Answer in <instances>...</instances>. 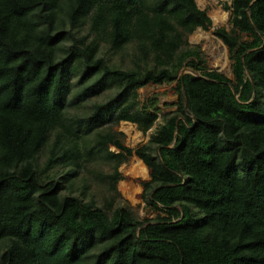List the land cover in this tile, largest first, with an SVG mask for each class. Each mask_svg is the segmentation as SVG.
<instances>
[{"label":"trees","instance_id":"obj_1","mask_svg":"<svg viewBox=\"0 0 264 264\" xmlns=\"http://www.w3.org/2000/svg\"><path fill=\"white\" fill-rule=\"evenodd\" d=\"M225 8L233 80L187 40L212 24L196 0H0V264H264V0ZM171 82L126 146L113 125L148 132L139 90ZM133 154L154 220L96 194Z\"/></svg>","mask_w":264,"mask_h":264},{"label":"rangeland","instance_id":"obj_2","mask_svg":"<svg viewBox=\"0 0 264 264\" xmlns=\"http://www.w3.org/2000/svg\"><path fill=\"white\" fill-rule=\"evenodd\" d=\"M196 1L201 9L207 11L212 20V24L207 29L202 27L196 29L187 37V40L190 45L199 46L201 48L205 64L209 70H216L233 80V61L230 59L228 46L215 34L217 28L224 27L228 31L233 29V25L230 22L232 15L231 10L225 8L226 5L232 4V0ZM216 15H225V21L216 22ZM237 34H239L242 41H247L250 38L246 33H240L238 31ZM176 88L177 82L164 84L151 83L139 90V100L142 103L154 96L158 98L160 107L159 118L156 124L146 133L141 131L137 124L130 121H120L118 124H114V130L124 133L123 141L126 146L137 148L146 144L162 122V116L172 113L177 109L179 96ZM111 150H116V148L111 146ZM139 161L142 160L133 154L120 165L119 171L122 174V179L119 180L116 185L117 192L108 189L111 182L107 178L100 186L96 184V194L101 204L105 202V199L114 197L116 203L131 207L139 218L154 220L160 213L152 208L142 196L144 190L142 182L150 179V170L145 165L147 167L145 175L135 173ZM88 168L101 171L105 175L114 171L113 163L109 162H93V164L88 165ZM125 187L129 189V192L132 189L135 191L134 199L131 197V193L125 191Z\"/></svg>","mask_w":264,"mask_h":264},{"label":"bare ground","instance_id":"obj_3","mask_svg":"<svg viewBox=\"0 0 264 264\" xmlns=\"http://www.w3.org/2000/svg\"><path fill=\"white\" fill-rule=\"evenodd\" d=\"M215 21L216 22H223L225 21V15H216L215 16ZM146 171H147V167L145 166V164L142 162V161H139V164L136 166V169H135V173H138V174H146ZM125 191L129 192V189L125 187ZM129 193H131V197H133L134 199V193L135 191L132 189Z\"/></svg>","mask_w":264,"mask_h":264},{"label":"water","instance_id":"obj_4","mask_svg":"<svg viewBox=\"0 0 264 264\" xmlns=\"http://www.w3.org/2000/svg\"><path fill=\"white\" fill-rule=\"evenodd\" d=\"M211 26V24H208L207 27L209 28ZM185 73H192L194 75H197V76H201V73L200 72H197V71H193V70H189L187 68L183 69L181 71V76L183 77ZM248 75H249V72H248ZM183 90H184V87H183ZM184 94H185V90H184ZM186 106H187V101H186Z\"/></svg>","mask_w":264,"mask_h":264}]
</instances>
